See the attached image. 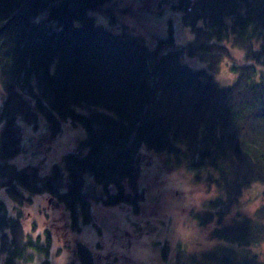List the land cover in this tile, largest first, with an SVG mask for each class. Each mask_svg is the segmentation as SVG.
<instances>
[{
    "label": "trees",
    "instance_id": "1",
    "mask_svg": "<svg viewBox=\"0 0 264 264\" xmlns=\"http://www.w3.org/2000/svg\"><path fill=\"white\" fill-rule=\"evenodd\" d=\"M122 1L0 0V191L11 201L0 199V263L49 253L51 229L33 237L22 223L36 195L61 203L70 232L93 222V203L137 214L142 176L159 156L219 190L207 209L191 211L211 226L214 247L181 244L172 264H264L252 251L264 242V197L225 222L244 190L264 183V0H165L158 13H180L191 38L176 42L171 19V34L152 46L127 27ZM223 62L236 74L229 86L214 80ZM65 122L85 128V151L65 152L49 171L15 163L35 139L25 131L54 137ZM76 247L80 262L70 264H94L88 245Z\"/></svg>",
    "mask_w": 264,
    "mask_h": 264
},
{
    "label": "rangeland",
    "instance_id": "2",
    "mask_svg": "<svg viewBox=\"0 0 264 264\" xmlns=\"http://www.w3.org/2000/svg\"><path fill=\"white\" fill-rule=\"evenodd\" d=\"M167 4L165 0H124L120 7L127 8L130 13L122 19L129 29L141 34L151 46L156 38L171 34L169 24L173 19L176 24L172 32L175 41L186 42L191 35L180 23L181 14L170 10L158 13L160 6L168 9ZM97 22L106 29H113V24L106 18L103 22L97 18ZM115 29L118 31L120 28ZM188 62L193 67H203L199 58H191ZM235 78L236 74L227 62H223L221 69L214 74V80L220 86L231 85ZM31 135L35 139L30 143L25 141L27 153L15 160L19 166L42 165L49 171L65 152L78 148L85 151L83 144L87 132L80 124L65 122L62 131L54 137L47 128L25 131V137ZM157 157L150 158L152 163L148 160L149 166L142 176L147 199L137 214L130 206L93 203V222L82 230L70 232L64 226V211L59 210L56 202H48V194L36 195L22 210L23 227L33 237L37 233L43 234L44 228L51 229L52 244L47 255L36 251L33 261L24 264H70L77 261V241L88 245L94 252V264H167L161 256L166 247L170 250L168 258L172 264L175 249L181 244L198 252L213 248L216 240L211 234V226H200L191 211L207 209V203L219 194V190L206 178L199 181L196 171L183 167L169 168L161 161L162 158ZM263 197L264 183H254L244 190L236 210L226 216L225 222L231 221L237 210L243 214L252 213ZM1 198L11 205L2 191ZM67 219H70L69 215ZM57 222L61 227L55 230L52 227ZM252 251L259 254L264 262V242L253 247Z\"/></svg>",
    "mask_w": 264,
    "mask_h": 264
},
{
    "label": "flooded vegetation",
    "instance_id": "3",
    "mask_svg": "<svg viewBox=\"0 0 264 264\" xmlns=\"http://www.w3.org/2000/svg\"><path fill=\"white\" fill-rule=\"evenodd\" d=\"M56 202V205L57 206H59L60 207V211L62 210V211H64V215H66V213H65V209H64V207L61 205V203H59L57 200H55V199H53V197L52 196H49L48 197V202ZM65 222V221H64ZM52 227V226H51ZM61 226H60V224H59V222H57V224L54 226V227H52L53 229H59ZM77 244H78V241H77Z\"/></svg>",
    "mask_w": 264,
    "mask_h": 264
},
{
    "label": "water",
    "instance_id": "4",
    "mask_svg": "<svg viewBox=\"0 0 264 264\" xmlns=\"http://www.w3.org/2000/svg\"><path fill=\"white\" fill-rule=\"evenodd\" d=\"M0 264H3V263H0Z\"/></svg>",
    "mask_w": 264,
    "mask_h": 264
}]
</instances>
